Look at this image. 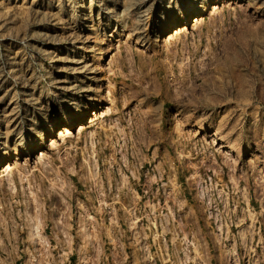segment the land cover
Returning <instances> with one entry per match:
<instances>
[{
    "label": "rangeland",
    "instance_id": "obj_1",
    "mask_svg": "<svg viewBox=\"0 0 264 264\" xmlns=\"http://www.w3.org/2000/svg\"><path fill=\"white\" fill-rule=\"evenodd\" d=\"M0 264H264V0H0Z\"/></svg>",
    "mask_w": 264,
    "mask_h": 264
},
{
    "label": "bare ground",
    "instance_id": "obj_2",
    "mask_svg": "<svg viewBox=\"0 0 264 264\" xmlns=\"http://www.w3.org/2000/svg\"><path fill=\"white\" fill-rule=\"evenodd\" d=\"M199 16H195V18H197L196 20H195V23H198V22H200V18H198ZM185 25V24H184ZM178 27H180V29L179 30H176V32L175 33H173V34H170L169 36H168V38L167 39H171V38H174L175 37V35L176 34H178L180 31H182L183 30V28H181V26H178ZM177 27V28H178ZM176 28V29H177ZM188 28V27H187ZM187 28H185V29H187ZM86 92L87 91H89V90H85ZM89 93V92H88ZM89 95V94H88ZM69 125V126H68ZM71 126V122L70 123H68V124H66V126H65V128H63L62 130H60V135L62 134V135H65L66 133H67V131L69 130V127ZM41 155H44V152H42V154ZM11 168V165H8L4 170H2V172L3 171H6V170H8V169H10Z\"/></svg>",
    "mask_w": 264,
    "mask_h": 264
}]
</instances>
